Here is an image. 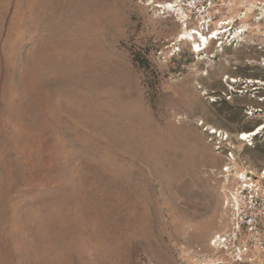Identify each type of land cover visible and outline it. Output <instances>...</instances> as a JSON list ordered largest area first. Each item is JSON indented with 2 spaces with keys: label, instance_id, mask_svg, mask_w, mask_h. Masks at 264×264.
<instances>
[{
  "label": "rangeland",
  "instance_id": "1",
  "mask_svg": "<svg viewBox=\"0 0 264 264\" xmlns=\"http://www.w3.org/2000/svg\"><path fill=\"white\" fill-rule=\"evenodd\" d=\"M172 1L0 0V264H231L218 174L264 165V128L239 137L264 125V0H215L204 33L236 38L201 52Z\"/></svg>",
  "mask_w": 264,
  "mask_h": 264
},
{
  "label": "built area",
  "instance_id": "2",
  "mask_svg": "<svg viewBox=\"0 0 264 264\" xmlns=\"http://www.w3.org/2000/svg\"><path fill=\"white\" fill-rule=\"evenodd\" d=\"M181 3L185 9L186 26L188 23L197 25L189 31L200 30L204 33L216 20L215 16L207 14L209 10H215V0H181ZM223 30L224 35L219 34L218 39L214 40L236 38L233 26ZM214 33L212 30L207 35ZM196 36L199 42L198 34ZM243 134L239 136L241 140H245ZM225 157L218 177L228 226L227 230L211 238V245L216 253L225 256V262L264 264V165L254 169L245 161L241 162L231 149Z\"/></svg>",
  "mask_w": 264,
  "mask_h": 264
},
{
  "label": "bare ground",
  "instance_id": "3",
  "mask_svg": "<svg viewBox=\"0 0 264 264\" xmlns=\"http://www.w3.org/2000/svg\"><path fill=\"white\" fill-rule=\"evenodd\" d=\"M160 6H161V8L163 6V7L167 8L168 10L173 11V12L178 11L179 13H181L182 16H185L184 15L185 9L183 8V5H181V0H175V1L168 2L166 4H163V5L161 4ZM222 24H223V22H222ZM213 31L215 33L212 34L211 36H208V35L202 33L200 30L199 31H197V30L189 31L187 29L186 31H184L185 32V35H184L183 39H185V40L186 39L187 40L188 39L197 40L198 37L196 36V34H198V36H199L200 39H199V42L194 41L193 51H195V52H201L202 50H205L209 46V43H211V41L215 37H218V35L219 34H222L225 30H223V27H216ZM234 80L235 79H233V81ZM263 128H264V125H262L260 127H256L252 131L243 132L244 133L243 134V138L244 139L253 138V137L257 136ZM212 133H217V130L216 129H213Z\"/></svg>",
  "mask_w": 264,
  "mask_h": 264
}]
</instances>
